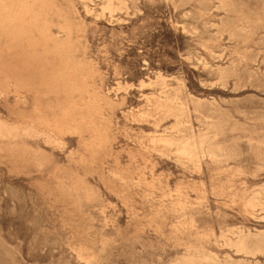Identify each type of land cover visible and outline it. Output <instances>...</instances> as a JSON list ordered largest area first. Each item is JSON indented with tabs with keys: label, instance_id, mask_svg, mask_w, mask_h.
Masks as SVG:
<instances>
[{
	"label": "rangeland",
	"instance_id": "1",
	"mask_svg": "<svg viewBox=\"0 0 264 264\" xmlns=\"http://www.w3.org/2000/svg\"><path fill=\"white\" fill-rule=\"evenodd\" d=\"M0 264H264V0H0Z\"/></svg>",
	"mask_w": 264,
	"mask_h": 264
}]
</instances>
